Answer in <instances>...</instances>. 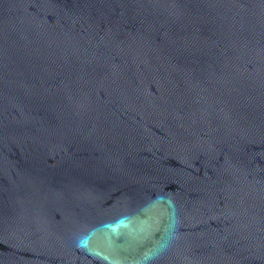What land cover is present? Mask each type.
Listing matches in <instances>:
<instances>
[{
	"label": "water",
	"instance_id": "95a60500",
	"mask_svg": "<svg viewBox=\"0 0 264 264\" xmlns=\"http://www.w3.org/2000/svg\"><path fill=\"white\" fill-rule=\"evenodd\" d=\"M0 264H264V0H0Z\"/></svg>",
	"mask_w": 264,
	"mask_h": 264
}]
</instances>
